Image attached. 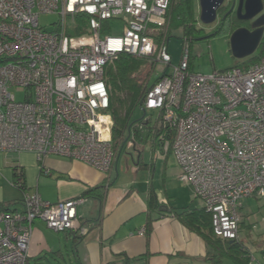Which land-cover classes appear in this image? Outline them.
<instances>
[{
	"label": "built area",
	"instance_id": "1",
	"mask_svg": "<svg viewBox=\"0 0 264 264\" xmlns=\"http://www.w3.org/2000/svg\"><path fill=\"white\" fill-rule=\"evenodd\" d=\"M169 7L170 0H0V152L57 155L110 176L132 128L114 136L107 68L122 53L147 58L154 69L140 109L173 131L163 148L211 214L214 234L238 240L242 200L264 197V54L243 68L197 73L187 44L174 65ZM52 13L59 20L49 32L40 17ZM114 18L124 21L123 33L104 34ZM83 201L25 192L22 210L0 211V264H28L36 220L84 234Z\"/></svg>",
	"mask_w": 264,
	"mask_h": 264
},
{
	"label": "crops",
	"instance_id": "2",
	"mask_svg": "<svg viewBox=\"0 0 264 264\" xmlns=\"http://www.w3.org/2000/svg\"><path fill=\"white\" fill-rule=\"evenodd\" d=\"M143 137L145 158L121 163L118 157L110 176L57 155L39 161L33 152H0V206L23 209V196L9 199L16 180L23 195L36 189L50 202L84 197L78 213L85 233L56 232L36 220L28 264H264V215L251 217L255 202L262 213L264 197L242 200L236 248L233 241L208 242L178 217L204 204L193 185L180 179L172 149L166 151L153 135ZM63 244L70 245L72 258Z\"/></svg>",
	"mask_w": 264,
	"mask_h": 264
},
{
	"label": "trees",
	"instance_id": "3",
	"mask_svg": "<svg viewBox=\"0 0 264 264\" xmlns=\"http://www.w3.org/2000/svg\"><path fill=\"white\" fill-rule=\"evenodd\" d=\"M196 1L197 0H170V29L173 27L174 29L182 30L185 36H193L196 32L202 31L196 25L198 22ZM223 9L224 7H221L219 12L222 13ZM80 21L83 22L85 30L87 27L85 23L86 20L81 19ZM226 23L229 25L231 34L238 27L242 26L240 19L236 16H232L229 17L226 22L224 21L214 34H218ZM259 48L260 54L253 55L249 63L258 60L263 55L264 39ZM149 65L151 66L152 63L147 58L122 53L107 68V77L111 92V113L115 121L114 136L118 138L126 133L128 135V130L131 128L133 130L135 128L136 141L145 142L146 140H144L145 138L143 136L149 138L153 135V139L159 138L160 143L165 145L167 141L172 143L174 136L173 131L171 132L169 128L165 127L162 118H157L154 124L150 118H141L139 121L137 120L138 122L135 123L136 125L132 121V117L136 110L140 109V101L146 91L148 76L143 77V72L145 67L147 66L148 68ZM170 150L171 149H169V151ZM19 181L16 180L15 183ZM16 187L24 189L22 182L21 186ZM8 210H10V207L5 205L0 206V211ZM177 213L182 222L192 230L203 234L208 242L213 241L220 243L224 241H233L232 248H236L239 245L236 243L237 240L222 239L214 234L211 214L205 207L201 210H194L192 212L183 210Z\"/></svg>",
	"mask_w": 264,
	"mask_h": 264
},
{
	"label": "rangeland",
	"instance_id": "4",
	"mask_svg": "<svg viewBox=\"0 0 264 264\" xmlns=\"http://www.w3.org/2000/svg\"><path fill=\"white\" fill-rule=\"evenodd\" d=\"M196 13H197V26L199 27L201 32H196L193 36H185L182 30L174 29L173 27L170 29L168 27V37H169V51L173 57V64L178 65L180 63V60L182 59L184 55V49L186 48V45L188 44L190 46V67L193 72L197 73H211L214 70L224 71L230 68H233L235 66L244 67L245 64H247L250 60V58L253 55L260 54V48L251 56H248L246 58H236L231 50L230 46V37L231 32L229 31V25L228 23L225 24L223 29L218 33V28H220V25H218L217 21L219 18H217V21L213 24L207 25L204 24L200 20V5L199 0L196 1ZM223 15L221 14L220 18L222 20ZM59 16L56 13L52 14H43L40 17V23L44 27L46 31L52 32L56 31L57 25L55 24L58 22ZM109 25V28H108ZM171 25V24H169ZM124 31V21L122 18H114L110 20L109 22H105V32L104 34H111L115 36H119ZM69 34L77 36L78 33L76 30H74L72 27H69ZM264 51V50H263ZM264 54V52H263ZM153 65H149L145 67V70L143 72V77H147L148 79L152 73ZM149 73V75H148ZM161 74V70H158V72H155L152 75V79L150 83L155 82L157 79V75ZM18 98L22 99L21 94H18ZM141 118H150L152 120V123L154 124L158 118V114L156 112H147L144 115V112L141 109H137L134 116L132 117V121L134 124L138 122ZM138 120V121H137ZM136 125V124H135ZM135 128L132 130L131 135L129 136L128 142H125L123 146L120 149V162L122 163L124 161V158L126 160H132L134 157L135 159L138 158V156H141L142 159L145 158V156L148 154L149 146L143 143H140L139 141H136L135 138ZM150 136V135H149ZM134 141V142H133ZM132 165V164H130ZM11 196L9 199H21L24 195L14 186V184L11 183ZM33 192H29L30 195L34 196L36 194L41 195L38 190L34 189L31 190ZM42 197V196H41ZM23 199V198H22ZM45 201H50L47 199H44ZM258 207H261V204L258 202H255V210L256 213L254 214V219L258 220V218L262 217L264 215V208L259 209L262 210L260 216H258L259 213ZM240 213V211H239ZM259 218V220H260ZM84 229V228H83ZM80 231V230H79ZM244 233L246 230H243ZM63 236V235H62ZM66 245V244H63ZM66 248L69 249L68 253L70 252V257L72 258L73 253L71 252L70 245L67 244ZM68 263V262H67Z\"/></svg>",
	"mask_w": 264,
	"mask_h": 264
},
{
	"label": "water",
	"instance_id": "5",
	"mask_svg": "<svg viewBox=\"0 0 264 264\" xmlns=\"http://www.w3.org/2000/svg\"><path fill=\"white\" fill-rule=\"evenodd\" d=\"M225 0H199L200 20L207 25L217 21L219 9ZM264 10L263 0H240L237 8L238 18L254 20L252 28L238 27L230 37L233 55L242 59L253 55L264 39ZM167 209V208H166ZM114 264V263H113Z\"/></svg>",
	"mask_w": 264,
	"mask_h": 264
},
{
	"label": "flooded vegetation",
	"instance_id": "6",
	"mask_svg": "<svg viewBox=\"0 0 264 264\" xmlns=\"http://www.w3.org/2000/svg\"><path fill=\"white\" fill-rule=\"evenodd\" d=\"M239 1L240 0H225L224 4L222 5V7H224L223 12L222 13L218 12V18H219L217 21L218 25H220V23L222 24L224 21L226 22L229 17L232 16L238 17L237 8L239 6ZM221 14L223 15L222 20L220 18ZM261 14H264V10ZM240 21L242 22V26L248 27L249 29H253L252 23L254 20L240 19Z\"/></svg>",
	"mask_w": 264,
	"mask_h": 264
}]
</instances>
